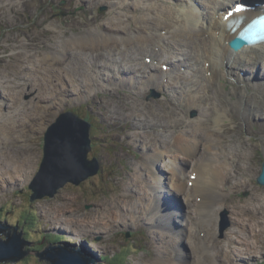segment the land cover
Listing matches in <instances>:
<instances>
[{
  "label": "bare ground",
  "instance_id": "6f19581e",
  "mask_svg": "<svg viewBox=\"0 0 264 264\" xmlns=\"http://www.w3.org/2000/svg\"><path fill=\"white\" fill-rule=\"evenodd\" d=\"M73 1L77 6L84 5L85 10H88V5L106 3L112 6L117 17L107 24L103 23L106 18L96 17L89 18L83 25H79L78 21H72L73 25H78L76 29L80 32L74 37H68L66 31L60 30L59 33L56 27L49 25L46 30L50 32V36L40 44L47 50L44 59L35 62L34 65L22 63L21 71L25 72L26 79L35 76L40 83L36 84V87L39 86L38 92L31 101L28 104L20 103L21 110L18 113L8 119L0 117L3 119L0 124V163L4 166L0 186L5 183L7 186L15 184L31 169L35 154L31 153L32 148L25 146V142L30 138L28 134L35 131L36 127H44L45 117L55 105L60 107L64 101L70 102V99H63L69 85L72 87L69 91L70 96L74 92L79 98H84L94 87H103L108 92L112 91L130 99L148 98L150 87L168 88L170 92L164 89L160 91L161 98L165 100L157 102L165 111L155 115L162 120L160 127L162 131L168 128V132L175 134L172 142L169 143L170 139L150 137L151 133L141 125V122L156 125L157 121H148L136 104H130L126 115L132 116L134 122L119 136L126 143L129 138V145L133 148L142 146L147 148L149 139L148 148L153 152L146 153L139 161L140 170L132 172L124 181L123 192L119 197H114L110 205L100 203L88 216H80L76 197L70 195L63 206V214L60 215L62 225L77 227V233L74 234L76 238L84 229L108 231L119 224L128 225V222L131 223L129 218L143 220L148 228L156 226L160 237L152 231L154 238L150 239L153 247L165 254L150 250L149 255L167 261L158 259L154 263L145 261L144 264H219L218 252L215 254L214 248L222 252V264H234L235 260L261 254L263 250L261 244L264 240V197L259 196L257 203L246 202L241 205L229 201L227 196L230 188L247 187V178L258 173L240 165L248 158L247 148L264 149V72L258 76L237 75L234 79L229 74V68L231 72L240 67L252 72L257 66H264L263 44L245 47L238 53L233 52L229 45L238 33L230 32L235 18L243 16L248 21L258 14L248 12L246 15L237 14L238 2L245 4L244 0H203L204 10L195 5V0H189L191 4L189 2L190 6L186 10L176 9L178 0H146L150 1L148 4L139 0L131 12H128L131 9L130 3L124 0ZM32 4L41 7L42 11L45 9L43 0H0V19L11 24V17L15 16L14 10L20 11L22 6ZM254 9L264 8L260 6ZM60 11L62 14L66 13L65 10ZM70 14L73 12L70 11ZM111 14L112 12H106L104 16ZM93 26L96 29L89 30ZM164 26L171 27L169 36L160 33ZM61 36L64 39L60 40ZM33 38L31 36L22 39L25 50L33 44ZM60 41L63 50L55 54L54 46ZM87 51L85 62L90 74L88 79L80 82L81 76L75 73L72 77L69 76V71L72 70L68 66L70 62L65 64L62 60L66 56L75 57L78 52L86 56L81 52ZM12 54L19 55L20 52L15 51ZM140 55H143L142 62L139 61ZM151 56L155 62L146 63L145 59ZM130 58L133 62L128 60ZM202 63H205L204 66ZM56 64L57 92L54 101V90H50L49 84L55 87L52 68ZM206 64H209L208 68ZM169 67L171 73H168ZM218 67L221 68L220 71ZM208 71L212 72V76L209 84L206 79L204 96L198 99L189 97L194 93L192 88L198 86L199 79L206 78ZM221 80L224 82L220 83ZM245 83L253 88V94L242 103V96L246 95L247 87L241 88L240 85ZM226 85L232 86L228 96H225L222 90ZM17 87H7L11 96H8L9 99L6 97V101L17 99ZM30 88H33V85ZM210 89L211 95L208 96L207 91ZM109 101H113L112 96H109ZM117 102L123 104L121 100ZM93 103L100 110L101 114H98L102 120L111 117L107 109H104L102 115L100 101L93 100ZM155 104L154 101L145 104L149 113H154ZM190 105L193 109H201L200 120H187L185 115ZM178 111H182L184 116L179 117ZM177 126L188 127L179 129ZM251 126L258 128L256 131L258 137L255 136L251 146H248L242 137L251 132ZM192 127L193 129L188 132ZM234 144L240 145L237 151L233 150ZM163 146L167 147L163 149ZM12 147L18 148L17 151L12 150ZM91 149L94 150L95 146H91ZM6 150H9L8 156ZM21 151L27 154L20 157ZM179 158L190 164L189 170L192 171L190 174L196 175V178L187 175L189 170L186 174L182 173L183 169L177 161ZM167 160L168 163L163 165L164 169L161 170L158 164ZM142 172L149 175L145 185ZM189 181L192 182L190 187L185 185V182ZM167 182H172L170 190L165 189ZM130 190L138 193L139 199L136 200ZM159 195L172 199L176 206L160 208ZM180 197L184 204L179 201ZM132 201L136 202L130 203ZM220 201L234 209L236 229L230 231L225 240L211 241L215 232L213 227L209 229L206 225L211 223L213 206ZM187 215L188 223L192 225L191 229L176 228L173 218L186 221ZM164 218H170V221L169 219L164 221ZM157 222H161V226H158ZM197 224L201 225L200 236ZM246 233H250L251 238L245 236ZM237 239H241L240 247H236ZM206 244H210V249L214 253L208 260L204 257L209 254ZM182 246H186L188 254L183 251ZM147 247L150 249L149 244Z\"/></svg>",
  "mask_w": 264,
  "mask_h": 264
},
{
  "label": "rangeland",
  "instance_id": "374dc122",
  "mask_svg": "<svg viewBox=\"0 0 264 264\" xmlns=\"http://www.w3.org/2000/svg\"><path fill=\"white\" fill-rule=\"evenodd\" d=\"M43 1L45 3V9L43 11L41 7L34 4L25 7L22 6L20 8V11L14 10L13 15L16 16H13V24L6 23L0 19V78H2V80H0V115H3L0 117H3V119H8V117L14 115L15 113H18L21 110L20 103L28 104L38 92L39 86L36 87V84H39L40 82L36 80L35 76H30L28 79H26V74L24 71H21V68L23 67L22 63L27 62V64L34 65L35 62L42 61L44 59L47 50L43 46H40V44L42 40H44L47 36H50V32L46 30L47 28H49V25L56 27L55 29H57L59 33L60 30L66 31L68 37H74L80 32H78V30L76 29L78 25H73L72 21H78L79 25H83L84 22H86L89 18L96 17L103 19L106 18V20H103V23L107 24L117 17V14L114 13L112 6L106 3H95L88 5V10H85L84 5L79 4L77 6V3L73 0ZM124 1L130 3L131 9H129L128 12H131L133 11L132 8L136 7L134 6V4H137V1L139 0H131L130 2H128V0ZM140 1L144 4L150 3V1L148 2L146 0ZM189 2V0H178V6H176V9L181 8L183 10H186L191 4V2L190 4ZM194 3L201 10H204V8H202V3L204 4L203 0H195ZM241 3L242 2H238V4ZM60 10H65L66 13L62 14ZM70 11L73 12V14H70ZM106 12H112V14L104 16ZM71 25L73 27H71ZM66 26L69 27L67 28ZM170 28L171 27L164 26L160 30V33L169 36ZM95 29L96 28L94 26L89 28V30ZM31 36L34 37L33 44L30 45V48L28 47V50H25L24 40L22 39L31 38ZM62 39H64V37L61 36L60 40ZM62 50L63 46L61 41L57 42L56 46H54L55 54L56 52ZM15 51H19L20 54H12L15 53ZM81 53L86 54V56L80 55V52H78L75 57L71 58L70 56H66L62 60V62L65 64L70 62L68 66L72 68V70L69 71V76L72 77L74 73L78 76H81L80 82L88 79V75L90 74L89 67L85 62V58L88 56V51ZM29 54L30 56H28ZM93 54L95 55L96 53L94 52ZM32 56L34 57L29 58ZM128 60L133 62V59L131 58ZM142 60L143 55H140L139 61L142 62ZM204 64L205 63H202V66H204ZM57 70L58 66L56 64V66L52 68L54 75L53 84H55V87L52 84H49L50 90H54V101H56L57 92ZM218 70L220 71L221 68L218 67ZM43 71L45 72V70ZM187 72L189 71L187 70ZM229 72L233 76L231 77L232 79H234L237 75L239 77H245L247 75L258 76L259 73L264 72V66L259 65L252 72L250 70L244 69L243 67H240L236 71L231 72L229 68ZM203 74L204 73H202V76H204ZM211 76L212 72L210 71L206 75V78L199 79L198 86L192 88V91H194V93L190 94L189 97L198 99L201 96H204V86L207 85V80L208 84L210 83ZM65 77L67 79L69 78L68 75H66ZM31 85H33V88H30ZM8 86H18L16 88V92L18 94L16 100L6 101V97L8 98V96H11V92L7 89ZM156 87L157 86H154L148 89L147 96L149 98L137 99L123 97L120 94H115L114 92L112 93V91L108 92L103 87H94L91 92L81 100L75 96L74 92H72V96L69 98V91L72 89V87L70 85L68 86L67 93L63 99H70V102L64 101V103L60 107H57V105H55L45 117L44 127H36L35 131H32L30 134H28L30 138H28L27 142H25V146L32 148L33 151H31V153L35 154L31 169H29L24 174V177L17 181L15 184L7 186V183H5L0 186V217L2 218V220H0V223L15 228V224H17L19 220H23L24 222L27 221V225L25 227H22V230H25L26 234H21L20 238L21 240H24V242L30 243V245H25L23 247L22 250L27 251V254H24L20 260L16 261L15 263L5 262L2 264H49V261L47 259L40 260L41 257L39 258L36 254L45 249V244L49 246L50 244L55 242H65L64 239L69 240L71 244L76 245V247L65 245L70 249H78L80 246H82L81 244L84 243L86 246L83 247L84 251L92 253L93 256H95V258L99 260L97 264H144L145 261L148 260L147 257L150 253V250L161 255L165 254L161 252V250L154 248L152 240L150 239V237L154 238V234L152 233V231L157 233V235L160 237L159 230H149L143 220L137 221L136 218H129L131 223L128 222V225L119 224L108 231H95L91 228H88L85 231L84 229V232L78 238L74 236V234L77 233V227L73 226L71 228L62 225L61 223V216L64 211L63 206L66 205L67 199L70 195L76 197V203L80 210V216H88L93 209L96 210V207L100 203L110 205L113 202V198L119 197L120 193L123 192L124 181L127 180L132 172L140 169L139 161L144 158V155L146 153L153 152L152 149L148 148L150 145L149 139L147 148L142 146L139 149H133L129 145V138L126 143L123 141L122 137L119 136V132L128 130V128L134 122L132 116L126 115L128 112L127 107L130 104H136L137 108L143 112L144 117H146L148 121H157L156 125L151 122H141V125L145 126L146 130L151 133L150 137H152L153 139L162 138V140L170 139L169 143L172 142L171 140L174 138L175 134L170 132L168 133V128H165L166 131H162V134H160L162 120L158 119L155 115V113L159 114L165 111L157 103L159 101L165 100L161 98L162 95L160 91L164 89L170 92L171 90L168 88ZM240 87H247L245 88L246 95L242 96V103H244L253 94V89L249 87L247 83H245L244 86L241 84ZM231 89V85L223 86V94L225 96H228V91H230ZM210 91L211 89L207 91V93H209L208 96L211 95ZM109 96L113 97L112 102L109 101ZM91 98L93 99L90 100ZM232 99L235 100L234 97H232ZM93 100L101 102L99 105L101 106L103 111L102 115H104V109H107L109 111L111 117L108 118V120H102V117L97 114H101V112L93 103ZM118 100H121L123 104H119L117 102ZM150 101L156 102L154 106V113H149L145 108V104ZM81 103H87V105L83 104L82 107H79V104ZM91 107L93 108V110ZM196 109H193V106L191 105L189 106L188 112L185 115L188 121H198L201 119V109H197L199 112H197ZM66 111H73L79 114V116H81L82 119L86 121H89L87 117L89 115L91 116L93 123L92 135L95 143V149L92 151V153H90L89 158L94 155L100 160L102 164V173H99L97 176L87 179L86 182L88 181V183H83V185L80 187L68 184L66 187L60 190L53 199L46 198L47 196L42 198H33L34 195L31 194L32 192L30 191L28 185L37 173L39 165L43 159V137L48 129L56 122L57 118ZM181 112L182 111H178L179 117L184 116L183 112ZM3 119L0 118V124L2 123ZM177 127L179 129H187L188 126L186 128H182L180 126ZM192 129L193 127L190 128L188 132H190ZM257 130V127L251 126V132L244 134V137H242V139L248 146H251L252 144L251 139H253L255 136L258 137V133L256 132ZM166 147L167 146H163V149ZM232 147L234 151H237L240 148V145L234 144L232 145ZM11 149L17 151L18 148L12 147ZM227 149L230 151L229 147ZM246 151L248 154V158L243 163H240V165L249 167L251 172L259 171L264 159V150H261L259 147L257 149H254V147H249ZM9 154V150H6V156H8ZM19 154L20 157H22V154L25 155L27 154V152L21 151V153ZM168 161L169 160L165 161L164 163L161 162L158 166L162 169V166L167 164ZM177 161H180V165L185 171L189 170L190 164L185 163L182 158H179ZM3 168L4 166L0 163V176H4L2 174ZM191 172L192 171L190 169L187 175H189ZM143 176V185H145V183L148 182L149 175L143 173ZM247 182L248 185L244 188H237L230 185V187H233V189L230 188L229 195H227L229 197V201L231 200L235 204L241 205H244L246 202L249 204H253L257 203V199L259 196L264 197V188L260 187L255 182V177H253V175L247 178ZM185 185H190V181L188 183L185 182ZM166 186L167 190H170L171 183H167ZM130 192L136 197V200L139 199L138 193L133 192L132 190H130ZM32 198L33 201L31 203L30 199ZM164 201L166 202V200ZM135 202L136 201H132L130 203ZM160 205L162 208H164L161 203ZM214 206L211 223L207 224L206 227L209 229L213 227L214 229L215 234L214 238L211 241H222L226 239L230 231L236 229L235 211L232 206L229 205L228 207L222 201L216 203ZM226 211H228L230 228L229 230H227V232H225L224 236L221 237L219 229L222 222V216ZM188 217L189 215H187L186 221H189ZM163 220L168 221V218H164ZM186 221H182L180 225L177 224V227H185V225L187 224ZM157 225L161 226V222H157ZM200 228L201 225L197 224L198 236H200ZM16 233L20 235V231L16 230ZM200 233L203 234L202 231ZM63 236L65 237L64 239ZM245 236L251 238L250 233H246ZM240 243L241 239H237L236 247H240ZM148 244L150 249L147 247ZM206 245L208 246L209 254L204 257L206 258V260H208L210 256L212 257L214 255V253L210 249V244ZM261 246L264 250V240L262 241ZM182 249L185 253L188 252L185 247H182ZM200 252H202V247L200 249ZM214 252L215 254L218 252L217 261L219 264H222V252L216 248H214ZM158 259L167 261L165 259L154 256H150L149 261L154 263ZM188 260H191L190 257L188 258ZM233 263L264 264V251L263 254L261 253L252 258H242L239 260H235Z\"/></svg>",
  "mask_w": 264,
  "mask_h": 264
},
{
  "label": "water",
  "instance_id": "95a60500",
  "mask_svg": "<svg viewBox=\"0 0 264 264\" xmlns=\"http://www.w3.org/2000/svg\"><path fill=\"white\" fill-rule=\"evenodd\" d=\"M229 45L237 51L243 48L244 42H240L237 37L230 41ZM90 130L91 125L71 111L62 113L48 129L43 140L42 163L31 185L34 198L46 195L53 197L67 183L79 184L99 172L98 159H87L91 149ZM256 181L258 185L264 186V162ZM227 214L226 212L222 216L219 229L221 237L230 226ZM16 229L17 227L12 228L0 223V263L8 260L16 261L27 254V251L22 249L30 243L21 240V233L17 236ZM36 255L41 259L49 260V264H90L94 261L81 247L74 250L65 245L47 247Z\"/></svg>",
  "mask_w": 264,
  "mask_h": 264
},
{
  "label": "clouds",
  "instance_id": "9594fccd",
  "mask_svg": "<svg viewBox=\"0 0 264 264\" xmlns=\"http://www.w3.org/2000/svg\"><path fill=\"white\" fill-rule=\"evenodd\" d=\"M16 16V15H15ZM12 18V22H11V24H13V22H14V20H13V16L11 17ZM240 42H244V44H247V43H245V41H240ZM230 49L233 51V52H235V53H238V52H240L243 48H241L240 50H234L233 48H231L230 47ZM152 57V56H151ZM152 61L154 62L155 61V59L152 57V59L151 58H147L146 59V63L148 62V64H150V63H152ZM206 67L208 68L209 67V64H208V66H207V64H206ZM166 69H168V68H166ZM228 69V68H227ZM169 71H168V73L169 72H172L171 70H170V67H169V69H168ZM210 71H208L207 73H206V75L209 73ZM229 74L231 75V73L229 72ZM230 77H232V75L230 76ZM5 79V78H4ZM0 80H2V78H0ZM224 81L223 80H221L220 81V83H223ZM245 84H243V86H244ZM250 87V86H249ZM252 88V87H251ZM253 89V88H252ZM72 96V95H71ZM70 96V97H71ZM75 96H76V94H75ZM77 97V96H76ZM79 98V97H78ZM85 98V97H84ZM84 98H79V99H84ZM149 98V97H148ZM93 98H91L90 100H92ZM89 100V101H90ZM88 103V102H87ZM87 103H81V104H79V107H82V105L83 104H86L87 105ZM92 108V107H91ZM92 110H93V108H92ZM66 112H69V111H66ZM71 112H73V111H71ZM63 113H65V112H63ZM74 114H76L77 116H79V114H77V113H75V112H73ZM96 113V112H95ZM98 114V113H97ZM81 119H82V117L81 116H79ZM183 117V116H182ZM58 119V118H57ZM84 120V119H83ZM86 121V120H85ZM87 123H89L90 125H91V130H90V138H89V140H91V146H95V143H94V139H93V135H92V123H90L89 121H86ZM161 129V128H160ZM162 131V130H161ZM163 132H165V131H163ZM120 134H121V132H119ZM167 133V132H166ZM169 133V132H168ZM43 140H44V137H43ZM118 140V139H117ZM252 140V139H251ZM126 147V146H125ZM130 147H132V146H130ZM127 148V147H126ZM133 148V147H132ZM141 148V147H140ZM133 149H139V148H133ZM261 150H264V149H262V148H260ZM44 151V150H43ZM92 149H90V151L88 152V154H87V159L88 160H93L94 158H96V159H98L96 156H92L91 158H89V155H90V153H92ZM98 161H99V163H100V170H99V172L96 174V175H94V176H91V177H95V176H97L99 173H102L101 172V170H102V164H101V162H100V160L98 159ZM179 162V165H180V161H178ZM263 162H264V159H263V161H262V164H263ZM41 163H42V161H41ZM41 163H40V165H41ZM161 163V162H160ZM121 164V163H120ZM262 164H261V169H262ZM40 165H39V169H40ZM159 165V164H158ZM159 167V166H158ZM163 167V166H162ZM180 167H181V165H180ZM159 168H161V167H159ZM182 169H183V167H181ZM39 169H38V171H37V173L39 172ZM261 169L259 170V171H257L258 173H256V175H253V177H255V182L257 183V181H256V179H257V177L260 175V173H261ZM140 170V169H139ZM161 170H163V168L161 169ZM187 171V170H186ZM186 171L183 169V174H186ZM37 173L35 174V176H34V178L32 179V181L29 183V185H28V187H29V189H30V191L32 192L31 194L32 195H35L34 194V191L31 189V185H32V183H33V181H34V179H35V177H36V175H37ZM144 173V172H143ZM91 177H89V178H91ZM191 177L192 178H196V175H191ZM89 178H87V179H89ZM86 179V180H87ZM86 180H83V181H81L79 184H74V183H67L66 185H65V187L68 185V184H72V185H75V186H82L83 185V183L84 184H86V183H88V181L86 182ZM90 181V180H89ZM167 183H172V182H167ZM192 183V182H191ZM191 183H190V185H191ZM258 184V183H257ZM172 185V184H171ZM190 185H188V187H190ZM260 187H262V188H264V186H262V185H259ZM64 188V187H63ZM62 188V189H63ZM62 189H60V190H62ZM165 189H167V186H166V184H165ZM59 190V191H60ZM58 191V192H59ZM58 192L52 197V196H49V195H46L47 197L46 198H55V196L58 194ZM45 197V196H44ZM34 198V197H33ZM33 198L32 199H30V202L32 203V201H33ZM42 198V197H41ZM45 199V198H44ZM158 203H159V205H160V203L163 205V207L164 208H174L175 206H176V203H174L173 202V200L172 199H170V198H168V197H166V196H163V195H159L158 196ZM164 200H166V202L164 201ZM179 201L181 202V203H183L184 204V201L182 200V198L180 197L179 198ZM160 208H162L161 207V205H160ZM164 208H162V209H164ZM227 213H228V211H226ZM225 212V213H226ZM224 213V214H225ZM29 214V213H28ZM27 214V215H28ZM32 214V213H31ZM33 215V214H32ZM227 216H228V214H227ZM169 219V221H170V218H168ZM0 220H2V218L0 217ZM21 221H23V220H19L18 221V223L17 224H15L16 226L15 227H17V231H20V233L22 234V235H24V234H26V231L25 230H22V227L24 226H26L27 225V221H23V223H21L20 224V222ZM172 221V220H171ZM182 219H178V218H173V223H175V227L176 228H178L177 227V224L178 225H180L181 223H182ZM187 222V224L185 225V227H187L188 229H191V227H192V225L191 224H189L188 223V221H186ZM230 222V221H229ZM150 226V225H149ZM185 227H183V228H185ZM229 228H230V226H229ZM229 228L227 229V230H229ZM155 229H157V227L156 226H150L149 227V230H155ZM179 229H181V228H179ZM227 230L225 231V232H227ZM225 232H224V234H225ZM16 235L17 236H20L19 234H17L16 233ZM62 236V235H61ZM224 236V235H223ZM65 237L63 236V239H64ZM65 240V242H55V243H52V244H50L49 246H47L46 244H45V249L47 248V247H50V246H52V247H64V245H68V246H74V247H76V245L75 244H71V242L69 241V240H66V239H64ZM67 241V242H66ZM82 246H80L82 249H83V247H86L85 246V244L84 243H82L81 244ZM79 247V248H80ZM182 247H185L186 248V246H182ZM78 248V249H79ZM45 249H43L42 251H40V252H38L37 254H40V253H42ZM78 249H74V250H78ZM84 250V249H83ZM186 250L188 251V249L186 248ZM264 251V250H263ZM263 251H262V254H263ZM88 256H91L92 258H93V263H90V264H97L98 262H99V260L98 259H96L95 258V256H93V254L92 253H88L87 251H84ZM187 254H188V252H187ZM23 257V256H22ZM21 257V258H22ZM39 258H40V256H38ZM21 258H19L18 260H20ZM148 260L147 261H149V259H150V256L148 255ZM189 258V257H188ZM41 259V258H40ZM18 260H16V261H18ZM16 261H11V260H8V261H3V262H1L0 264H2V263H5V262H9V263H15ZM49 261V260H48ZM49 263H50V261H49Z\"/></svg>",
  "mask_w": 264,
  "mask_h": 264
},
{
  "label": "trees",
  "instance_id": "16d2710c",
  "mask_svg": "<svg viewBox=\"0 0 264 264\" xmlns=\"http://www.w3.org/2000/svg\"><path fill=\"white\" fill-rule=\"evenodd\" d=\"M87 119L92 123V118H91L90 115L87 117ZM92 129H93V123H92ZM21 223H23V221H21L20 224H21Z\"/></svg>",
  "mask_w": 264,
  "mask_h": 264
},
{
  "label": "flooded vegetation",
  "instance_id": "af4514ba",
  "mask_svg": "<svg viewBox=\"0 0 264 264\" xmlns=\"http://www.w3.org/2000/svg\"><path fill=\"white\" fill-rule=\"evenodd\" d=\"M1 96V95H0Z\"/></svg>",
  "mask_w": 264,
  "mask_h": 264
}]
</instances>
